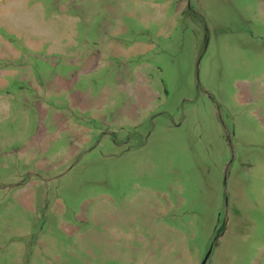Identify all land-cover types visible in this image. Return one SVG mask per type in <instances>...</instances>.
<instances>
[{
  "label": "rangeland",
  "instance_id": "rangeland-1",
  "mask_svg": "<svg viewBox=\"0 0 264 264\" xmlns=\"http://www.w3.org/2000/svg\"><path fill=\"white\" fill-rule=\"evenodd\" d=\"M203 263L264 264V0H0V264Z\"/></svg>",
  "mask_w": 264,
  "mask_h": 264
},
{
  "label": "water",
  "instance_id": "water-1",
  "mask_svg": "<svg viewBox=\"0 0 264 264\" xmlns=\"http://www.w3.org/2000/svg\"><path fill=\"white\" fill-rule=\"evenodd\" d=\"M210 253V252H209ZM209 256V254L207 255V257ZM204 264V263H203Z\"/></svg>",
  "mask_w": 264,
  "mask_h": 264
}]
</instances>
